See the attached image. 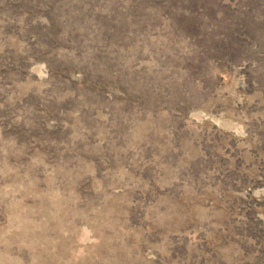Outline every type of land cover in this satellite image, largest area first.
Masks as SVG:
<instances>
[{"label": "rangeland", "instance_id": "374dc122", "mask_svg": "<svg viewBox=\"0 0 264 264\" xmlns=\"http://www.w3.org/2000/svg\"><path fill=\"white\" fill-rule=\"evenodd\" d=\"M0 264H264V0H0Z\"/></svg>", "mask_w": 264, "mask_h": 264}]
</instances>
